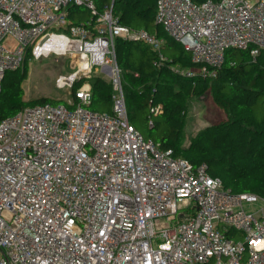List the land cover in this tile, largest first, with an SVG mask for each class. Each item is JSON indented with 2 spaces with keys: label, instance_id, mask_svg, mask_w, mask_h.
Instances as JSON below:
<instances>
[{
  "label": "built area",
  "instance_id": "2783aa9c",
  "mask_svg": "<svg viewBox=\"0 0 264 264\" xmlns=\"http://www.w3.org/2000/svg\"><path fill=\"white\" fill-rule=\"evenodd\" d=\"M105 0H0V93L5 75L52 38L76 42L73 87L86 55L108 77L112 111L92 85L67 103L26 105L0 119V264H264V197L233 192L205 163L163 149L130 123L116 40L166 61V40L123 24ZM84 7L88 17L72 13ZM156 22L191 55L174 71L214 79L230 49L264 53V0H156ZM153 112L163 109L152 104Z\"/></svg>",
  "mask_w": 264,
  "mask_h": 264
},
{
  "label": "trees",
  "instance_id": "16d2710c",
  "mask_svg": "<svg viewBox=\"0 0 264 264\" xmlns=\"http://www.w3.org/2000/svg\"><path fill=\"white\" fill-rule=\"evenodd\" d=\"M105 0H98L99 5ZM201 2L204 0H194ZM156 0H116L114 11L120 20L134 29L144 28L166 42L162 52L166 61L153 65L158 53L140 41L116 40L117 62L121 70L127 115L139 128L138 115L146 117L147 133L163 149L189 159L194 165L205 163L211 175L221 178L233 192H251L264 197V53L257 57L250 50L230 49L218 76L198 80L174 71L191 65V55L156 22ZM79 22L77 19H74ZM26 53L21 68L6 73L0 93V119L12 116L26 105L45 102L67 103V99L40 97L24 100L23 83L27 79ZM79 83L72 87L71 96ZM94 110L112 111L113 89L110 81L96 74L91 79ZM210 90L215 104L227 119L200 130L188 146L183 145L190 99ZM69 98V97H68ZM152 104L163 109L155 113Z\"/></svg>",
  "mask_w": 264,
  "mask_h": 264
},
{
  "label": "rangeland",
  "instance_id": "374dc122",
  "mask_svg": "<svg viewBox=\"0 0 264 264\" xmlns=\"http://www.w3.org/2000/svg\"><path fill=\"white\" fill-rule=\"evenodd\" d=\"M65 42L67 41H64L62 38H52L38 47L37 50L40 56L37 57L32 53V56L28 59L27 79L23 83L24 100L30 101L40 97L59 100L67 99L71 96V87L64 86L63 88H58L55 82L59 75L68 76L74 73L77 69V55L71 54L70 49H68L63 55H60L58 52L61 45H64ZM115 55L117 60L116 51ZM96 74L97 72L93 71L80 73L76 77L75 84L79 83L77 87L84 84H91V79ZM104 78L108 80V77L105 76ZM189 103L190 107L187 113L184 129V146H188L191 139L200 130L207 126L219 124L227 119L224 110L215 104L210 90H206L200 96L193 97L190 99ZM138 123L139 128L144 134H146L147 130L152 126V123H150L149 126L146 117H143L141 114L138 115Z\"/></svg>",
  "mask_w": 264,
  "mask_h": 264
},
{
  "label": "bare ground",
  "instance_id": "6f19581e",
  "mask_svg": "<svg viewBox=\"0 0 264 264\" xmlns=\"http://www.w3.org/2000/svg\"><path fill=\"white\" fill-rule=\"evenodd\" d=\"M54 39H58V38H54ZM62 39L64 41H67V42H65L64 45H61V47L59 48L58 52L60 53V55H63L68 49H70V51H71L72 49H74L75 46H79V44H77L76 42H70L68 39L63 38V37H62ZM81 66H82L81 70H83L84 72H90L92 70V66L90 65V62H89L88 58L86 57V55L83 56ZM62 76H64V75H62ZM65 77H66V75H65ZM73 77H74V74H70L69 78L72 79Z\"/></svg>",
  "mask_w": 264,
  "mask_h": 264
},
{
  "label": "crops",
  "instance_id": "0c3cea01",
  "mask_svg": "<svg viewBox=\"0 0 264 264\" xmlns=\"http://www.w3.org/2000/svg\"><path fill=\"white\" fill-rule=\"evenodd\" d=\"M118 14V13H117ZM72 19H77L78 21H83L88 17V11L87 9H85L84 7H80L78 9H76L73 13H72ZM179 44V43H178ZM181 47L182 45L179 44ZM183 48V47H182ZM190 54V53H189ZM65 76V75H64Z\"/></svg>",
  "mask_w": 264,
  "mask_h": 264
},
{
  "label": "water",
  "instance_id": "95a60500",
  "mask_svg": "<svg viewBox=\"0 0 264 264\" xmlns=\"http://www.w3.org/2000/svg\"><path fill=\"white\" fill-rule=\"evenodd\" d=\"M114 4H115V1H114ZM38 99V98H37Z\"/></svg>",
  "mask_w": 264,
  "mask_h": 264
}]
</instances>
